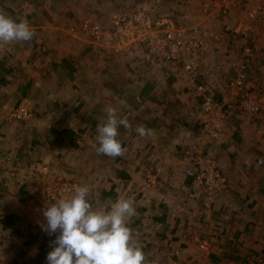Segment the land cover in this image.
Instances as JSON below:
<instances>
[{
	"label": "rangeland",
	"instance_id": "obj_1",
	"mask_svg": "<svg viewBox=\"0 0 264 264\" xmlns=\"http://www.w3.org/2000/svg\"><path fill=\"white\" fill-rule=\"evenodd\" d=\"M144 5L155 15L184 13L190 24L204 20L210 31L224 36L221 42L212 38L208 42L214 44L216 53L224 57L226 63L219 64L216 80L212 71L201 79L215 95L222 90L225 96L227 81L234 75L231 65L240 55L243 57L246 42L232 29L238 20L248 19L245 5L236 8L228 17L210 18L197 0H0V11L16 21L27 20L35 32L30 41L0 45V264H46V259L41 263L35 260L46 233L41 227L46 224L42 209L60 198L69 197L78 185L89 187V199L96 209H104L121 195L131 197L133 206L152 202L154 198L182 204L180 207L191 201L190 211L195 210L192 219L197 224L202 222L203 230L210 232L205 235L207 232L195 228L193 231L191 225L192 231L210 239V250L202 251L194 238L183 236L202 252L203 259L210 256L216 264L223 260V256L218 255L222 252L212 250L213 242L220 237V220L226 215L221 213L220 202L228 197L225 193L230 185L219 157L228 184L211 200L199 197L204 192L192 186L193 178L189 175L191 185L177 195L169 197L166 183L171 179L180 180V174L185 173L187 149L199 144L213 153V141L206 145L204 139L217 140L224 133L219 138H211L201 132L200 138L199 133L195 134L185 124L188 116H183L181 121L179 109L173 112L180 114L179 121L170 120V114L161 115L165 107L171 106L182 107L183 113L188 112L185 110L191 101L190 115L192 121L196 119L193 123L197 124L201 118V97L195 95L181 63H150L144 49L135 55L109 50L106 32L111 26V15ZM256 24L260 34L254 41L249 39L252 53L247 82L264 92V17ZM93 26L103 30L98 39L91 34ZM161 97L163 103L159 102ZM106 106L114 107L118 116L127 118L131 125L127 129L118 127L117 139L121 144L131 138L126 145L122 144L125 149L122 156L110 157L96 151L99 146L96 127L98 121L106 119ZM138 108L139 113H134ZM251 116L258 135L263 136L257 117L264 115ZM151 119V136L141 137L136 128L148 126ZM153 142H158L157 152H160L155 155L148 151ZM166 143L171 148L177 145L181 150L169 151L170 154L162 149V146L166 148ZM161 160L162 164H157ZM165 165L173 168L171 178L165 177L166 169L161 168ZM150 167L154 184L147 176ZM125 170L132 173L130 179L118 174ZM178 171V177L172 178ZM254 180L249 179V185L244 187L255 192L258 184ZM144 185L150 187L147 194L140 192ZM161 186L163 189H159ZM158 189L163 194L153 195ZM261 198L256 208L244 210L235 200L237 209L232 211L235 222L242 225L247 217L264 221V195ZM6 213L18 214L19 230L4 225L2 217ZM34 234H37L36 240L28 243ZM232 244L233 248L226 251L232 255L241 251L239 244ZM175 247L179 248L175 255L177 260L197 264L195 258H183L180 245H170L166 252ZM254 255L250 253L247 257Z\"/></svg>",
	"mask_w": 264,
	"mask_h": 264
},
{
	"label": "built area",
	"instance_id": "obj_2",
	"mask_svg": "<svg viewBox=\"0 0 264 264\" xmlns=\"http://www.w3.org/2000/svg\"><path fill=\"white\" fill-rule=\"evenodd\" d=\"M159 1V0H158ZM201 9L210 18L228 17L236 8L247 7V20H238L232 31L240 35L246 42L243 47V57L234 63L235 74L227 81L225 96L220 99L201 79V62L204 49L209 38L221 42V33L210 31L205 21L190 24L186 14L169 12L155 15L146 5L116 11L111 15L109 50L117 53L127 52L130 55L144 49L148 53L150 63L177 62L181 63L183 71L192 83L195 95L201 97V132L211 138H219L226 130V119L233 111L264 115V92L248 85V66L252 44L249 41L251 28L264 17V0H197ZM91 34L97 39L103 34L99 26L91 28ZM188 164L185 174L193 178L192 186L201 189L204 197L214 198L228 184V179L222 171L217 157L203 145L194 144L185 151ZM148 178L154 184L152 167L148 168ZM153 180V181H152ZM209 203V202H208ZM184 236L194 238L199 247L210 250L211 241L208 237L196 235L191 225L184 228ZM179 248L166 252L168 264H190L189 260H177L175 255ZM246 264H264V254L250 257Z\"/></svg>",
	"mask_w": 264,
	"mask_h": 264
},
{
	"label": "crops",
	"instance_id": "obj_3",
	"mask_svg": "<svg viewBox=\"0 0 264 264\" xmlns=\"http://www.w3.org/2000/svg\"><path fill=\"white\" fill-rule=\"evenodd\" d=\"M257 29L258 25L255 23V25H253L251 28V33L253 35V38L251 36V39H253V41L255 36L257 35L258 37V34H260L257 32ZM208 41L204 49V56L202 58L203 60L201 62V78L204 80L206 73L212 71L211 75L213 79L216 80L215 74L218 72L217 70H219L218 66L219 64L222 65L226 63V59L224 57L218 56L214 49V44L209 43ZM241 58L242 56L240 55L239 58H237L235 62L232 63V74H235V66L233 64L238 62ZM223 96L224 91L222 90L220 94L216 93V97L220 99H222ZM172 101L173 98L171 99V102ZM159 102L163 103L162 97ZM190 103L191 101L188 102V109L185 110L188 112L183 113L182 107L171 106L169 108L165 107L161 112V115L166 116L170 114V120L172 121H179L180 114L182 115L181 121L184 119L183 116H188L187 121H184L185 124H188L190 126V130H194L195 134L199 133L201 138V118L197 124L193 123V121L196 119L194 118L192 121V117L190 115L192 114V111L190 110L191 107L189 105ZM177 109L180 110V114L173 113ZM134 113L138 114L139 108L134 110ZM199 113H201L200 108ZM252 118L253 117L250 114L237 109L236 111H233L232 115L227 120L228 122H226V130L224 131V134L221 136V138L217 140H211L207 138L204 139L206 145L213 141L211 143L214 145L213 153L217 156V158L219 157L221 166L223 167L225 173H227L230 180L229 188L225 193L228 197L220 202V206H222L221 213L226 215L220 220V237L215 239L212 248L213 252H222L221 254H218L223 256V260L220 264H228V262H230V264H244L243 257L250 255V253H255L257 255L264 252V221H259L257 218L247 217V220L244 221L245 223L241 225L235 222L236 219L232 213L235 208L237 209V206L242 207L241 210H244L245 208H256L258 203L262 200V195H264V163L260 162L261 160H264V135H258V131L252 124ZM257 118L261 123L262 130L264 131V117L260 116ZM152 122L153 119H151L150 124L145 126V128L149 129V126H151ZM192 135L195 136L194 133H192ZM129 140H131V138L125 139L122 141V144L126 145ZM168 144L169 143H166V148L162 146V149L164 148V150L168 152L172 151V153H175L176 149H180V147H177V145H175L176 148H171L168 146ZM157 145L158 142H153L149 146L148 151L152 155L160 153L157 152L159 150ZM184 160V163L186 164L188 160ZM159 162L162 164V160L158 161L157 164H159ZM161 168L166 169L165 177L171 178L170 175L172 174L173 168L169 165H165ZM182 173L180 174L178 171L172 175V178H174L178 177L177 174H180V180H167L166 184L168 185L166 186V189L168 191L167 193L169 197L174 196L178 191L186 187L188 188L191 185L190 177L185 173V175H182ZM118 174L126 179H130L132 177V173H129L126 170L119 171ZM249 179H255L254 181L258 184L257 187L255 186V192H253L252 189L250 190L244 187L246 184L249 185ZM160 188L163 189L162 186L159 187V189ZM159 189L153 192V195L163 194V192H159ZM140 192L142 194H147L150 192V187L144 185L141 187ZM107 194H110V192ZM191 194L192 196L195 195L194 192H191ZM201 195L202 197L204 196L203 194H200L199 197H201ZM235 200L237 201L236 207ZM176 205L177 203H174L173 201L170 203L159 199L157 200L155 198L152 199V202L136 203L134 205L136 209V215L131 218L128 226L132 232L133 242L140 246L145 254L146 259L144 264H168L165 259V252L166 249H168V247L173 244L181 246L183 258L189 256L190 258H195L194 261H197V264L198 261L199 264H216L210 259V256L207 259L200 257L202 252L197 250L190 239L183 236V230L187 225H192L193 231L195 228V230L198 229L202 233L207 232L203 230L204 225L202 222L197 224V221H195L194 218L192 219L191 215L192 213H195V210L190 211V207L193 205L191 201L183 204L185 206L182 207H180L182 204H178L177 206L179 209L176 207ZM229 208L231 209L230 211ZM200 218L202 220L201 214ZM216 225L217 224H215V227ZM237 225L239 226V229H236ZM209 232L210 231H208L205 235H208ZM232 243L239 244L241 251L236 252V255H232V253L226 251L227 249L233 248Z\"/></svg>",
	"mask_w": 264,
	"mask_h": 264
},
{
	"label": "clouds",
	"instance_id": "obj_4",
	"mask_svg": "<svg viewBox=\"0 0 264 264\" xmlns=\"http://www.w3.org/2000/svg\"><path fill=\"white\" fill-rule=\"evenodd\" d=\"M35 35L27 20L16 21L0 11V45L30 41ZM106 119L98 121V154L122 156L125 149L117 139L118 127L130 128L127 118L120 117L112 106L104 109ZM141 136H151V129L138 126ZM264 163V160L260 161ZM87 185L74 186L73 193L45 205L42 229L50 236L46 264H144L145 254L132 239L129 221L136 215L133 199L124 195L104 209H96L89 199Z\"/></svg>",
	"mask_w": 264,
	"mask_h": 264
},
{
	"label": "trees",
	"instance_id": "obj_5",
	"mask_svg": "<svg viewBox=\"0 0 264 264\" xmlns=\"http://www.w3.org/2000/svg\"><path fill=\"white\" fill-rule=\"evenodd\" d=\"M3 223L6 226H9L10 228H12L13 230H19V226H18V214L17 213H6L4 215V217H2ZM37 234H34V236L30 237L27 242L28 243H33L36 240ZM55 236H50L47 232L43 235L41 242L39 244V250L38 253L36 255V262L37 263H41L46 259L47 253L51 250L50 246H49V242L54 239ZM212 256H214L213 252L211 253ZM256 256V255H254ZM240 257V255H239ZM253 257V256H251ZM250 257H243L244 261L243 263H247V261L249 260Z\"/></svg>",
	"mask_w": 264,
	"mask_h": 264
}]
</instances>
